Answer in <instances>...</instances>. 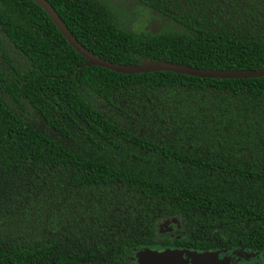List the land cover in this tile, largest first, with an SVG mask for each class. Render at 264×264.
Wrapping results in <instances>:
<instances>
[{
	"label": "trees",
	"instance_id": "trees-1",
	"mask_svg": "<svg viewBox=\"0 0 264 264\" xmlns=\"http://www.w3.org/2000/svg\"><path fill=\"white\" fill-rule=\"evenodd\" d=\"M46 1L115 65L264 68V0ZM134 4L160 18L151 33L130 28ZM85 62L35 2L0 0V264H131L138 247L264 260V77Z\"/></svg>",
	"mask_w": 264,
	"mask_h": 264
},
{
	"label": "rangeland",
	"instance_id": "rangeland-1",
	"mask_svg": "<svg viewBox=\"0 0 264 264\" xmlns=\"http://www.w3.org/2000/svg\"><path fill=\"white\" fill-rule=\"evenodd\" d=\"M133 13L134 16L130 24V28L133 31L151 33L155 30L156 24L160 21V18L155 15L151 9L140 5H133ZM175 226V223L167 222L162 225V229L163 231H171L176 228ZM175 252L176 254L179 253L177 257H171ZM152 257H154V259L163 258V261H153L150 263ZM165 258L169 259L165 260ZM131 261V264H264L263 259L239 249H234L229 252H203L187 249L166 250L138 247L131 254ZM165 261H167V263H165Z\"/></svg>",
	"mask_w": 264,
	"mask_h": 264
},
{
	"label": "water",
	"instance_id": "water-1",
	"mask_svg": "<svg viewBox=\"0 0 264 264\" xmlns=\"http://www.w3.org/2000/svg\"><path fill=\"white\" fill-rule=\"evenodd\" d=\"M32 1L35 2L41 9H43V11L48 15L61 35L66 39L68 44L85 59L86 66L101 67L120 74H141L155 71H167L177 74H185L193 77L210 79H250L264 77V68L257 71H213L148 60H143L140 64L133 66L115 65L96 57L91 52L83 48L72 36V34L56 14L54 9L47 3L46 0Z\"/></svg>",
	"mask_w": 264,
	"mask_h": 264
},
{
	"label": "flooded vegetation",
	"instance_id": "flooded-vegetation-1",
	"mask_svg": "<svg viewBox=\"0 0 264 264\" xmlns=\"http://www.w3.org/2000/svg\"><path fill=\"white\" fill-rule=\"evenodd\" d=\"M152 248V247H151ZM170 249H176V250H179L178 248H167L166 250H170ZM239 250H242V251H244V252H246V253H249L248 251H246V250H243V249H239ZM221 251H223V252H229V251H231V250H221ZM208 252H210V251H208ZM174 254V253H173ZM179 254V253H178ZM178 254H176V252H175V254L174 255H172L171 257H177V255ZM249 254H251V253H249ZM255 256V255H254ZM162 258V257H161ZM170 258V257H169ZM169 258H165V260L166 259H169ZM151 262L150 263H152L153 261H159V262H161V261H163V258L162 259H154V257H152V260H150ZM165 263H167V261H165Z\"/></svg>",
	"mask_w": 264,
	"mask_h": 264
}]
</instances>
